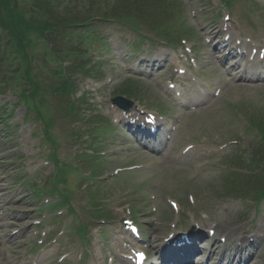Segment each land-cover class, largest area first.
I'll return each instance as SVG.
<instances>
[{"label":"rangeland","instance_id":"374dc122","mask_svg":"<svg viewBox=\"0 0 264 264\" xmlns=\"http://www.w3.org/2000/svg\"><path fill=\"white\" fill-rule=\"evenodd\" d=\"M174 1L183 4L185 14L182 22L194 35L191 41H179L175 49L153 48L146 44L144 52L142 48L135 53L129 50V45L137 39L134 31L120 24H102V35L107 38L112 52L110 55H98L104 60L98 70L100 76L85 79L80 78L78 72L69 70L79 86L75 95L87 92L98 103L99 114L115 125L111 130L113 134L106 136L99 152L105 167L100 177L108 174L105 180L108 183L101 190L114 220H91L90 251L86 252L88 258L84 257L81 263H78L82 254L80 234L77 235L76 229L80 223H88L86 211L92 210L90 193L81 183V176L76 170L69 174L70 187L74 189L71 204L76 214L67 212L65 206L50 207L56 200L53 195L44 193L41 200L36 196L34 183L46 191L52 182L54 165L47 156L54 148L45 141L44 127L35 120L36 115L27 113L25 106L32 103L28 102L29 94L25 93L26 97L21 102L19 93L14 94L15 91L26 92L18 85L24 83L22 72L25 64L21 62V56L11 50L12 44L4 40L5 51L9 53L5 59L8 64L6 78L14 85L4 87L0 94V206L3 207L0 211L15 217L0 221V238L12 234L16 237L12 243L0 241V264H11L6 260L7 256L13 261L20 258L18 263L13 264H28L32 257L41 259L40 264H106L108 249L113 252L121 250L123 233L120 220L131 216V212L143 232L141 241L134 243L148 250L154 261H162L160 256L168 249L166 240L170 233L177 229L188 233L192 226H196L198 233L192 240L195 243L181 253L189 255H184L177 264L203 261L204 256L210 254L209 247H214L216 258L224 254L229 259L242 258L244 264H249L253 258L255 264H264V201L256 204L253 198L227 195L228 190H225L226 162L239 155L240 149L246 150V157L252 155L258 138L246 130L245 119L238 115V110L245 115L255 113L257 117H262L264 82L232 84L219 81L217 65L221 66V62L212 55L213 46L207 43V38L221 29L222 33L217 37H222L223 30L228 29L225 25L230 23L231 30H238V33L242 30L244 37L257 42L254 44L257 49L264 48V0H233L232 7L225 5L226 0ZM61 2V8L70 10L71 14L85 12L92 3L91 0ZM113 3L127 6L131 1L94 0L92 4L105 8ZM229 12L232 18L228 21L224 18ZM2 33L6 38L7 33ZM32 41L28 44V53L33 75L43 82V87L54 88L57 77H49V72L57 64L52 44L57 42L58 47H68V41L61 38L55 41L48 37ZM157 57L164 63L156 65L154 70L146 67L138 69L141 59L136 61V58L152 60ZM105 59L111 60V63H106ZM76 67L79 68V65ZM181 68L186 70L185 76L179 75ZM11 69L16 73L11 75ZM134 78L140 99L128 98L137 107L130 112L155 111L151 105L162 104L170 113L167 123L170 128L173 126L172 140L156 151L136 142L130 131L120 124L128 113L115 105L114 99L118 96L115 90L124 91L126 85L132 82L129 79ZM171 80L173 84L178 83V87H183V95L198 86L217 87L221 92L195 111H186L178 103L176 92L169 88ZM51 98L58 113L62 98L59 95H52ZM43 109L46 110V107ZM47 115L51 117L52 114ZM87 126L71 116L59 115L51 129L58 142V149L54 150H58L62 160L78 167L81 173L86 162L87 167L93 163L88 158L84 161L75 159L76 155L92 152ZM234 138L241 141L233 144ZM189 144H195L197 148L183 157L182 150ZM80 166L83 169L80 170ZM20 178L30 182L23 185ZM170 200L179 203L178 212L172 209ZM175 224L176 230L173 227ZM63 230H66L65 236L56 243L53 239ZM209 231H214V234L209 235ZM45 233L50 235L49 239ZM255 236H260L261 241L248 243L247 238L250 237L253 242ZM238 239L243 240L245 245L241 250L237 248L241 244ZM49 240L53 241L47 244ZM72 252L68 260L59 262L60 256ZM116 264H123L122 259L117 258Z\"/></svg>","mask_w":264,"mask_h":264},{"label":"trees","instance_id":"16d2710c","mask_svg":"<svg viewBox=\"0 0 264 264\" xmlns=\"http://www.w3.org/2000/svg\"><path fill=\"white\" fill-rule=\"evenodd\" d=\"M48 3V6L50 7L49 9H42L40 11H35V13H33L34 15L40 16V15H44L41 13H44L45 10V14H48L47 20L53 16L54 12H56V8L59 7V3H61L62 0H55L56 4H53L54 0H46ZM131 3H128L129 5L127 6H123L120 3H116V6L112 7L108 6L107 8H109V10L114 11V13H116L115 17H122V16H128L129 15H136V16H145L146 15V6L147 4L144 3V0H130ZM92 3L94 4V0L92 1ZM90 4L91 6H89V9L85 12L79 13L77 14V18L76 20L72 21V22H68L65 21V25H74V24H79V23H83L80 21V19L82 18V16L84 18H88L86 20V25L85 26H90L91 24H88L89 19L93 18L92 15H94L95 13H93L92 11L95 10V7L97 6V8H99L101 5L96 4ZM17 5L16 0H0V29L4 30L5 32H8V42L10 44H12V49L14 50L13 52H16L18 54V56H21V59L24 64H25V69L23 70V77L25 79L28 80L29 85L31 87V89L33 91H30L28 94V102H33L34 104V108L36 109V111L38 112L39 118L42 120H46L48 117V112L50 111V104L47 101V97L44 96V91H42V85L41 82L37 81V78L35 75H33V69L31 67L30 64V54L28 53V44L31 43L32 38L29 35V32L32 33V35L34 33H44L46 29L48 28H53L54 26H59L60 24L55 23H47L45 25H40L38 23H30L27 22L24 17L22 16L23 11L21 10L22 8ZM52 5V6H51ZM57 5L56 8H53ZM86 14V15H85ZM85 15V16H84ZM108 15V11L105 12L103 14L104 17H106ZM49 24V25H48ZM83 25V24H82ZM1 41V40H0ZM34 41H32L33 43ZM1 48V46H0ZM1 52V50H0ZM53 55H55V59L56 62H62L64 60L63 54H65L63 52V49H57L56 51L52 52ZM9 56V55H7ZM34 58V55H31ZM1 59H3V57L1 56ZM2 65H6L5 62H3ZM1 65V66H2ZM59 75L63 74V71H59L58 72ZM65 83H61L56 90L59 91H63V92H69L73 89V85L71 82H69L68 80H63ZM126 89L129 90V94H136V91L134 92V90L136 89L135 87H126ZM42 91V92H41ZM43 97V98H42ZM43 107H46V110L43 109ZM68 111L71 109L73 114L77 115V116H82L81 111H82V107L81 105L75 102H69L67 103V108ZM81 110V111H80ZM87 115V114H86ZM92 118V117H91ZM88 123H92L95 118L90 119V117L86 118ZM53 120V119H52ZM51 124V122H50ZM49 124V125H50ZM103 125H99L98 127H94L92 130H94L96 133L101 132V128ZM263 127V131H264V124H262ZM97 135V136H98ZM55 162H56V167H57V177L58 180L57 182H65L66 181V176H64V173L67 174L69 172L68 169H65L64 171V167L65 166H61L58 164V159L55 157ZM91 178H95L96 176H98L99 174V170H100V165L95 164V166H93V169L91 168ZM59 190V189H56ZM99 193V191H97V194ZM69 196L67 195L65 198H68ZM95 197V196H94Z\"/></svg>","mask_w":264,"mask_h":264},{"label":"bare ground","instance_id":"6f19581e","mask_svg":"<svg viewBox=\"0 0 264 264\" xmlns=\"http://www.w3.org/2000/svg\"><path fill=\"white\" fill-rule=\"evenodd\" d=\"M221 45H222V44L219 42V43H218V46H221ZM245 46H247V44H246L245 42H244L243 44L240 45V47H242V48L245 47ZM223 47H224V46L222 45L221 49H219V48L216 49V50L214 51L213 54H214V55H220ZM250 55H251V54H250ZM1 209H2V207L0 206V210H1ZM4 214H5V213H3V215H4ZM0 216H1V214H0ZM7 216H8V215H4L3 218H5V217H7ZM213 250H214V248H212V252H213Z\"/></svg>","mask_w":264,"mask_h":264}]
</instances>
